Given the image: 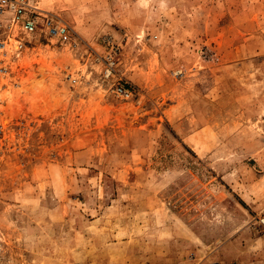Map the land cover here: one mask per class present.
I'll use <instances>...</instances> for the list:
<instances>
[{
    "label": "rangeland",
    "instance_id": "obj_1",
    "mask_svg": "<svg viewBox=\"0 0 264 264\" xmlns=\"http://www.w3.org/2000/svg\"><path fill=\"white\" fill-rule=\"evenodd\" d=\"M27 2L70 37L0 60V264H264V0Z\"/></svg>",
    "mask_w": 264,
    "mask_h": 264
},
{
    "label": "built area",
    "instance_id": "obj_2",
    "mask_svg": "<svg viewBox=\"0 0 264 264\" xmlns=\"http://www.w3.org/2000/svg\"><path fill=\"white\" fill-rule=\"evenodd\" d=\"M37 32L39 35L43 33L44 37L60 42L67 41L70 37V28L66 23L32 6L27 0H0V60L7 55L18 57L17 52L21 51L26 41L29 42L25 40L26 36L35 35ZM11 41L17 43V50H6L7 43ZM6 71L5 66L0 68L3 74ZM116 91L121 95L128 93L122 85L117 86ZM2 131L0 124V138ZM260 222L264 225V217L260 219Z\"/></svg>",
    "mask_w": 264,
    "mask_h": 264
},
{
    "label": "bare ground",
    "instance_id": "obj_3",
    "mask_svg": "<svg viewBox=\"0 0 264 264\" xmlns=\"http://www.w3.org/2000/svg\"><path fill=\"white\" fill-rule=\"evenodd\" d=\"M10 48H12V50H16V49H18V45H17V43H16V42H13V41L7 43L6 49L8 50V49H10Z\"/></svg>",
    "mask_w": 264,
    "mask_h": 264
}]
</instances>
